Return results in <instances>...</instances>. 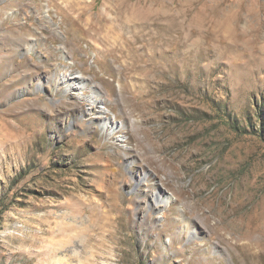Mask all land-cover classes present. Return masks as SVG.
Returning <instances> with one entry per match:
<instances>
[{"label":"rangeland","instance_id":"374dc122","mask_svg":"<svg viewBox=\"0 0 264 264\" xmlns=\"http://www.w3.org/2000/svg\"><path fill=\"white\" fill-rule=\"evenodd\" d=\"M263 12L0 0V264H264Z\"/></svg>","mask_w":264,"mask_h":264},{"label":"bare ground","instance_id":"6f19581e","mask_svg":"<svg viewBox=\"0 0 264 264\" xmlns=\"http://www.w3.org/2000/svg\"><path fill=\"white\" fill-rule=\"evenodd\" d=\"M264 13V12H263ZM258 19V18H257ZM72 81L70 82V85H73V84H75V83H77V85L75 86L76 87V89L78 88V90H81V89H83V88H85L88 84H86V82H85V80L83 79V78H81L80 76H73V77H71L70 78ZM71 87V86H70ZM74 87V86H73ZM93 89V88H92ZM94 92V91H93ZM99 94V93H98ZM97 96V95H96ZM99 96V95H98ZM89 99V98H88ZM91 101V100H90ZM92 102V101H91ZM100 107V106H99ZM107 124H109V120L107 121L106 120V122L104 123V128L105 127H107ZM103 128V129H104ZM116 128V126L115 127H113V128H111V129H115ZM168 201H169V199L168 198H166L164 201H163V203L165 202L166 204H168ZM162 202V201H161Z\"/></svg>","mask_w":264,"mask_h":264}]
</instances>
